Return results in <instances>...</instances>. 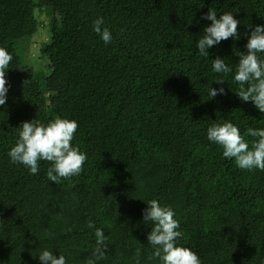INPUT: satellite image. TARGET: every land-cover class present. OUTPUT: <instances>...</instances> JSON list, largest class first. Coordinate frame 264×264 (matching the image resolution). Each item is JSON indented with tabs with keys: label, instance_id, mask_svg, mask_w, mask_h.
Segmentation results:
<instances>
[{
	"label": "trees",
	"instance_id": "16d2710c",
	"mask_svg": "<svg viewBox=\"0 0 264 264\" xmlns=\"http://www.w3.org/2000/svg\"><path fill=\"white\" fill-rule=\"evenodd\" d=\"M210 8L234 12L240 39L204 57L195 41ZM98 17L113 36L107 45L92 28ZM260 24L264 0H0V47L13 57L0 106V264H41L43 249L67 264H161L147 242L153 224L142 219L150 199L174 210L178 244L202 264H264V171L238 168L207 139L214 121L242 135L264 127L232 79L249 25ZM42 29L47 73L25 54ZM217 56L232 74L213 72ZM56 117L78 122L73 143L87 154L80 174L57 184L49 162L31 175L7 156L23 122Z\"/></svg>",
	"mask_w": 264,
	"mask_h": 264
},
{
	"label": "clouds",
	"instance_id": "9594fccd",
	"mask_svg": "<svg viewBox=\"0 0 264 264\" xmlns=\"http://www.w3.org/2000/svg\"><path fill=\"white\" fill-rule=\"evenodd\" d=\"M211 23L204 27L203 35L195 41V47L200 55L209 57V49L232 38L239 40L237 31L239 20L234 18V12L228 11L218 15L217 10L210 8L202 17ZM103 17L93 21V31L99 35L105 45L113 41L108 27H105ZM250 33L245 45L246 51H237L239 57L235 73L232 76L239 88L236 94L244 102H251L253 106L264 114V24L249 25ZM13 57L7 49L0 47V106L6 104L9 86L5 79L6 72ZM212 70L217 74L230 75L233 68L225 63V59L217 56L212 60ZM223 85V78L214 79ZM225 93L224 87L208 89L209 99ZM18 139L10 147L7 156L13 164L26 167L29 174H38L40 162H49L46 171L47 179L55 184L61 178L69 179L77 176L87 159V154L74 144V136L78 129V122L74 119L56 117L41 122L33 119L22 123ZM245 137H252L249 142ZM207 139L211 144L220 146L223 158L234 160L236 166L243 170L264 171V127H250L243 135L237 125L229 120L214 121L207 128ZM147 207L142 210V219L151 222L153 227L147 235V242L154 248V255L161 264H202L198 254L188 247L178 244L182 233L174 210L163 206L157 199L147 201ZM95 255L102 259L106 248L103 229H96ZM41 264H67L63 255L55 256L53 251H40Z\"/></svg>",
	"mask_w": 264,
	"mask_h": 264
},
{
	"label": "rangeland",
	"instance_id": "374dc122",
	"mask_svg": "<svg viewBox=\"0 0 264 264\" xmlns=\"http://www.w3.org/2000/svg\"><path fill=\"white\" fill-rule=\"evenodd\" d=\"M39 22L43 25V28L48 29V24H49V20L47 21L46 18L44 16H41V19H38ZM45 29H42L41 32L38 35H35L30 43L27 46L26 49V56L31 64V66L33 68H38L35 69L37 71H42L44 73H47V70H45L46 67V57L43 55V51H41L42 47L46 44L47 42V34L44 31ZM46 60V62H45Z\"/></svg>",
	"mask_w": 264,
	"mask_h": 264
}]
</instances>
